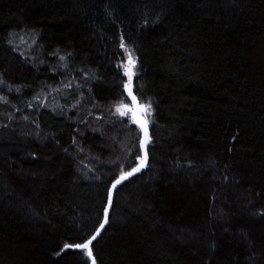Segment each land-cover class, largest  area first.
Segmentation results:
<instances>
[{"label":"trees","instance_id":"16d2710c","mask_svg":"<svg viewBox=\"0 0 264 264\" xmlns=\"http://www.w3.org/2000/svg\"><path fill=\"white\" fill-rule=\"evenodd\" d=\"M121 42L97 264H264V0H0V264H91Z\"/></svg>","mask_w":264,"mask_h":264},{"label":"snow or ice","instance_id":"6c2138e0","mask_svg":"<svg viewBox=\"0 0 264 264\" xmlns=\"http://www.w3.org/2000/svg\"><path fill=\"white\" fill-rule=\"evenodd\" d=\"M119 47L125 49L126 53V61H123L121 64L123 74L126 77V79L122 82V88L127 98H129L130 103L118 104L116 106V111L122 117H127L132 123L139 126V129L142 132V137L139 140V147L143 149V154L135 157L138 161L135 166L131 167L128 171H125L122 168L118 176L110 182L111 186L107 193L106 206L102 208V221L99 222V226L96 227L94 233L82 242L65 243L63 245L64 249H80L84 251L90 259L91 264H97V259L94 255L92 245L93 242L97 240V237L101 235L105 226L109 224V211L113 205L114 192L118 190V186L122 185L124 181L134 176V174L140 173L142 169H145L148 166V146L152 141V136L149 131L150 121L148 119L149 115L153 111L152 103L150 100L142 102L135 90L136 85L134 84V78L137 76V57L123 42L120 43Z\"/></svg>","mask_w":264,"mask_h":264},{"label":"rangeland","instance_id":"374dc122","mask_svg":"<svg viewBox=\"0 0 264 264\" xmlns=\"http://www.w3.org/2000/svg\"><path fill=\"white\" fill-rule=\"evenodd\" d=\"M152 115H153V112H151V114H150L149 117H148V119H149V121H150V124H151V120H152ZM150 124H149V126H150Z\"/></svg>","mask_w":264,"mask_h":264}]
</instances>
